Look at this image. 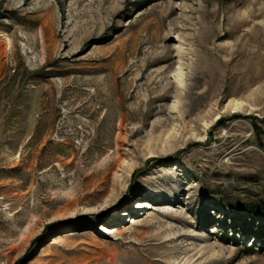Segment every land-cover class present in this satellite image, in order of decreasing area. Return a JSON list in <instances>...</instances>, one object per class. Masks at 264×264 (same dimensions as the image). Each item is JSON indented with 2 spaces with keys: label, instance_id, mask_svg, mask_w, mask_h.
<instances>
[{
  "label": "rangeland",
  "instance_id": "374dc122",
  "mask_svg": "<svg viewBox=\"0 0 264 264\" xmlns=\"http://www.w3.org/2000/svg\"><path fill=\"white\" fill-rule=\"evenodd\" d=\"M0 264H264V0H0Z\"/></svg>",
  "mask_w": 264,
  "mask_h": 264
},
{
  "label": "bare ground",
  "instance_id": "6f19581e",
  "mask_svg": "<svg viewBox=\"0 0 264 264\" xmlns=\"http://www.w3.org/2000/svg\"><path fill=\"white\" fill-rule=\"evenodd\" d=\"M177 77H180V75H178ZM234 109H240L239 107L241 106L242 103L238 102V101H235V100H232L230 103H229ZM144 202L146 201H139L138 204H139V208L140 207H144L143 204Z\"/></svg>",
  "mask_w": 264,
  "mask_h": 264
}]
</instances>
